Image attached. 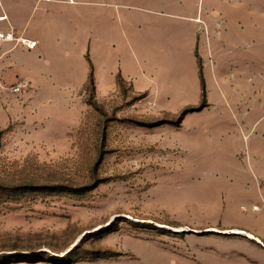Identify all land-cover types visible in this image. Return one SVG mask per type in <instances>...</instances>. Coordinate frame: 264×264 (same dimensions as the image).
<instances>
[{"label":"rangeland","instance_id":"1","mask_svg":"<svg viewBox=\"0 0 264 264\" xmlns=\"http://www.w3.org/2000/svg\"><path fill=\"white\" fill-rule=\"evenodd\" d=\"M153 1L127 0L135 57L106 89L88 78L79 90L14 92L25 78H0V264L264 259L246 228L264 206L248 195L246 155L263 132L264 59L243 54L259 44L222 42L181 0L171 25H152Z\"/></svg>","mask_w":264,"mask_h":264},{"label":"crops","instance_id":"2","mask_svg":"<svg viewBox=\"0 0 264 264\" xmlns=\"http://www.w3.org/2000/svg\"><path fill=\"white\" fill-rule=\"evenodd\" d=\"M151 9L157 19L171 21L173 0H155ZM190 8L187 17L201 28H220L222 42L257 43V49L246 51L247 58L264 59V0H181ZM127 0H0V31L12 30L18 41L0 42V78L17 74L35 90H79L90 73L98 89L112 81L115 72H125L134 52L126 48ZM142 9L141 0L131 6ZM140 24V23H138ZM141 25V24H140ZM111 26L118 28V39L111 41ZM102 39L103 51L97 54ZM33 42L28 49L23 42ZM101 58L103 61H97ZM74 86L61 87L60 84ZM28 87V88H29ZM264 123V118L262 119ZM262 134L247 140V161L256 179L251 188L253 202L264 203V126ZM261 174V175H260ZM261 177H260V176ZM251 207L246 228L258 240L264 239V206ZM248 264H264L253 258Z\"/></svg>","mask_w":264,"mask_h":264},{"label":"built area","instance_id":"3","mask_svg":"<svg viewBox=\"0 0 264 264\" xmlns=\"http://www.w3.org/2000/svg\"><path fill=\"white\" fill-rule=\"evenodd\" d=\"M19 38L12 30L7 31H0V42H9V41H18ZM23 46L32 49L34 47L33 42H23ZM29 87L28 82L26 81H19L16 85L11 86L10 90L14 92H21L23 89H27ZM252 209L257 210V206H252Z\"/></svg>","mask_w":264,"mask_h":264},{"label":"trees","instance_id":"4","mask_svg":"<svg viewBox=\"0 0 264 264\" xmlns=\"http://www.w3.org/2000/svg\"><path fill=\"white\" fill-rule=\"evenodd\" d=\"M89 80H90L91 83L93 82V74H92V72L89 75Z\"/></svg>","mask_w":264,"mask_h":264}]
</instances>
